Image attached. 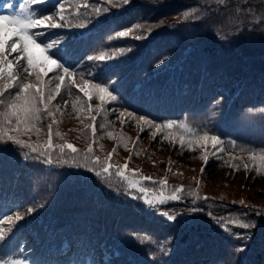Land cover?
<instances>
[{
  "label": "trees",
  "instance_id": "1",
  "mask_svg": "<svg viewBox=\"0 0 264 264\" xmlns=\"http://www.w3.org/2000/svg\"><path fill=\"white\" fill-rule=\"evenodd\" d=\"M4 2L0 0V5ZM20 2L23 0H7L17 6ZM56 2L31 7L51 15ZM59 2L64 4L65 16L77 10L81 13L73 16L71 26L50 33L74 52L78 62L73 79L83 83L98 77L91 82L110 85L109 91L114 89L118 99L101 105L95 96L89 100L74 87L64 88L62 98L53 101L60 105L55 116L45 113L37 125L40 133L20 137L44 146L47 126L52 124V158L68 163L45 165L42 160H25L28 149L15 145L0 149V216L13 217L11 223L0 220V230L7 238L0 241V260L18 259L26 264H264V211L257 215L248 212L256 223L252 240L242 253L234 249L243 242L229 232L244 230L232 225L225 231L214 222L230 215L244 219L246 208L264 210V174H260L264 168L258 172L261 162L251 158L253 150L257 157L264 154V0H129L127 5L123 0L112 4ZM96 9L101 10L98 16ZM185 12L190 13L188 19ZM137 24L141 27L136 28ZM128 29V37L117 36ZM4 35L0 33V37ZM33 53L42 59L40 49ZM101 54L114 58L104 62L87 59ZM16 55L12 53L9 59ZM123 110L127 111L120 117ZM141 116L162 125L167 121L185 123L200 134L207 131L219 136L224 142L220 160L212 157L216 149L210 142L205 146L207 166L202 159L204 147L193 145L189 150L175 143L172 137L188 135L177 126L154 138V128L136 122ZM68 143L78 152L65 148L62 154L55 147ZM90 144L93 153L86 158ZM110 153L109 162L115 167L127 164V179H121L115 167L109 178L90 170L93 156L103 161ZM143 176H151L153 181L166 179L167 186L162 189L158 183L143 181ZM131 180L141 181L148 198L184 186L178 193L182 199L170 201L161 211L184 213L193 206L205 211L189 213L179 225H165L158 213L145 210L143 199L136 198L144 194L129 187ZM197 195L200 199H195ZM205 196L213 199L205 201ZM17 213L23 217L19 221ZM145 236L154 242L136 239Z\"/></svg>",
  "mask_w": 264,
  "mask_h": 264
},
{
  "label": "snow or ice",
  "instance_id": "2",
  "mask_svg": "<svg viewBox=\"0 0 264 264\" xmlns=\"http://www.w3.org/2000/svg\"><path fill=\"white\" fill-rule=\"evenodd\" d=\"M48 0H23V2L16 4H9L4 2L2 4L3 10H0V33H5L3 37H0V149L8 146L15 145L17 149H28L24 153L25 160L41 161L45 165H53L57 163H68L67 160L52 158L51 152L54 149L52 141V124H48V140L47 144L40 146L37 144L30 143L21 136L30 135L32 133L39 134L41 129L37 127L41 123L42 118L45 116L54 117L56 111L59 110V104H53V101L57 100V97H61V91L64 88L71 90L73 87L78 89L84 97L91 100L95 96L101 103V105L116 101L118 97L113 94V91H109V86H104L100 83H92V80L98 77H91L86 79L83 83L77 82L73 77L76 75L75 65L78 61H74V52L71 51L65 43L57 36L56 39L51 38V30L63 27H69L72 23L73 16L78 17L81 13L77 10L70 16H65L64 4L57 0L53 3L52 7L55 9L51 15H45L42 9L33 8L32 5H42L47 3ZM106 4H112L113 0H98ZM129 0H123V4L127 5ZM83 7L87 8L85 4ZM107 11V8L103 9ZM97 16L100 14V9H96ZM185 19H188L190 13H183ZM163 26V25H161ZM76 27H83V24H77ZM136 28H140L141 25H135ZM150 32L151 29H148ZM131 29L126 31H120L117 36L120 38L128 37ZM14 37V39H13ZM141 37H136L140 39ZM33 49H40L42 59H38ZM124 49H120L123 52ZM12 53H16L12 59L9 57ZM56 57V59H54ZM113 56L99 55L97 57L88 56V60H99L104 62L105 60L113 59ZM15 61V63H14ZM52 74L49 76V74ZM82 75V74H81ZM47 77V79H46ZM67 79V84H66ZM62 98V97H61ZM79 98V97H78ZM51 105V107H50ZM91 107V106H89ZM112 111L115 112L113 109ZM127 110H123L119 113L122 117L125 115ZM128 116H134L133 113H127ZM92 120L95 121L96 117L93 116ZM143 122L149 126V129L154 128L155 132L152 133L153 137L157 133L163 132L165 129H172L174 126L181 128L183 131L188 133L187 136L178 134L172 137L175 143H178L182 148L185 146L192 150L193 145H197L205 148V154L202 156L204 165L207 166L209 162V155L207 154L206 145L210 142L212 147L216 149L212 153L214 159L220 160V155L224 151L223 141L219 136L210 135L209 132L205 131L200 134L199 130L191 129L187 124H178L175 121H167L165 124H157L153 120H149L144 116L139 117L137 123ZM53 123H56L54 120ZM103 127V125H101ZM145 131L141 128V132ZM92 134H96V126L92 125ZM170 138L169 135L164 137L165 140ZM139 139V137L137 138ZM235 144V142H232ZM127 148V145H124ZM59 147L63 154L64 149L67 148L71 153L75 154L78 152L76 146L71 143L66 145L55 146ZM115 151V149H114ZM30 153L32 155H30ZM93 153L92 145L88 147V151L85 154L86 158L89 154ZM111 153L103 161L99 156H93L91 158L90 170L95 172L96 176H104L109 178L114 169V165L110 163ZM253 160L259 159L261 164L258 167L264 168V154L257 157L254 153L251 157ZM72 163L75 164V156L72 157ZM87 167V163L85 165ZM234 169L237 165H231ZM99 167V171H97ZM247 165L245 168L247 169ZM116 174L121 179H127L126 171L127 164L122 168L115 167ZM201 172H204V168H201ZM133 175H136V170H132ZM264 174V173H260ZM143 181H153L151 176H143ZM158 183L163 189L167 186V180L153 181ZM131 189H138V191L144 194L142 197H136L137 199H143L144 204L147 206L146 211L152 214H159L165 225L175 226L182 223L189 217V213H198L205 211L202 207H191L188 212L184 213H170L169 211H161V208L165 205H169L170 201H179L182 196L178 193L184 191V186H174V190L171 195L159 196L154 198H148V189L140 186V180L128 181ZM195 199H200L197 195ZM205 201L213 199L212 197H203ZM235 203V202H233ZM241 205L244 201L239 202ZM170 206V205H169ZM28 211H31L29 209ZM261 209L246 208L243 210L244 219H235L231 215L227 218L219 217L215 218L214 222L222 230L229 231L232 225H237L240 229L244 230L240 233L229 232L230 235H234L236 240L242 241L237 248L234 249L237 253H242L246 250L249 242L252 240L251 231L255 227V221L248 216V212H252L253 215L260 214ZM208 216L212 217L213 213L208 212ZM18 213L15 216L17 221L21 220ZM7 220L9 223L12 222L13 217L5 214L0 216V220ZM6 236L3 230H0V241L6 242ZM141 243H153L154 241L149 237H136ZM163 250V249H161ZM223 259V258H221ZM0 264H25L21 260H0Z\"/></svg>",
  "mask_w": 264,
  "mask_h": 264
},
{
  "label": "rangeland",
  "instance_id": "3",
  "mask_svg": "<svg viewBox=\"0 0 264 264\" xmlns=\"http://www.w3.org/2000/svg\"><path fill=\"white\" fill-rule=\"evenodd\" d=\"M0 10H3L2 5L0 6ZM172 193L168 194L171 195ZM168 195H162V196H168ZM159 197V196H158ZM18 260V259H17ZM26 264V263H25Z\"/></svg>",
  "mask_w": 264,
  "mask_h": 264
}]
</instances>
